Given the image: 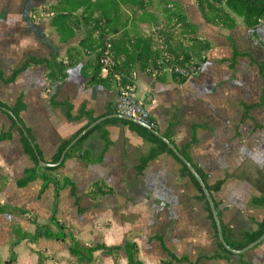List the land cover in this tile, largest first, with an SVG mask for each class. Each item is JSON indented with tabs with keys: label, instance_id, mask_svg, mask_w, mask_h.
Here are the masks:
<instances>
[{
	"label": "crops",
	"instance_id": "obj_1",
	"mask_svg": "<svg viewBox=\"0 0 264 264\" xmlns=\"http://www.w3.org/2000/svg\"><path fill=\"white\" fill-rule=\"evenodd\" d=\"M179 3L196 34L209 42L202 60L196 59V73L182 82L165 68L136 66L127 74L134 98L148 110L155 130L169 135L166 139L177 150L185 149L188 162L206 175L224 240L237 243L264 220V206L254 201L264 200V15L254 26L236 16L234 26L226 28L205 22L194 0ZM73 6L72 0L68 4L65 0H0V71L8 77L31 62L13 82L0 81V101L8 106L19 99L24 103L21 121L45 162L59 144L88 126L91 117L111 115L107 113L113 109L118 85L106 77L108 57L96 70V44L114 40L122 32L149 35L162 20L152 9L137 10L132 16L133 8L128 10L120 2L119 8L111 9L107 2L90 14ZM111 16L113 24L107 22ZM91 19L100 21L93 24ZM53 64L63 65L64 76L50 81L47 73ZM114 77L116 81L118 75ZM124 121L128 120L108 117L92 127L75 156L65 158L51 173L60 184L63 178L70 179L83 212L76 211L67 188L55 199L57 185L50 184L40 197V180L24 188L15 185L33 164L17 132L0 141V169L6 179L0 204L8 201L27 209L35 223L53 230L49 218L55 206L54 216L82 244L113 247L133 241L143 264L166 259L171 264H264V239L240 254L218 245L207 202L180 175V164L171 155L160 153L141 167L153 144ZM9 126V118L0 111V131ZM94 183L100 185L101 194L95 193ZM19 217L25 216L0 215V257L9 256L11 249L16 255V247L23 243L32 264H39L25 239L11 246L18 238L16 229L27 235L35 229V223ZM39 242L35 248L48 257L41 264L76 262L65 247ZM91 264H127L126 254L98 250Z\"/></svg>",
	"mask_w": 264,
	"mask_h": 264
},
{
	"label": "trees",
	"instance_id": "obj_2",
	"mask_svg": "<svg viewBox=\"0 0 264 264\" xmlns=\"http://www.w3.org/2000/svg\"><path fill=\"white\" fill-rule=\"evenodd\" d=\"M68 4L71 0H65ZM74 6L72 8H83V12H88L89 14L97 8V6L102 7V4L109 3L111 9L119 8V2L124 5H130L132 9V16L137 11L148 12L152 9L153 0H103V1H93V0H72ZM106 1V2H105ZM158 3L163 7L162 14L163 19L157 26L154 28V31L149 35H129L127 32H122L117 35L116 39L111 41H102L96 44L98 51L96 53L97 67L96 70H99L103 66V58L107 56L109 58V71L107 73V78H113V82H117V85L123 83H131L128 78V71L133 67H139L140 69L148 68L154 69L156 71L167 69L170 71L172 77L175 81L182 82L184 79L190 75L184 74L182 72H176L174 69L178 68L179 70H188L193 68V73L195 74L199 68L196 59L202 60L203 53L209 48V42L206 39L199 37L196 34L195 25L187 20V17L182 13V7L179 3V0H158ZM194 5L196 10L202 16L203 20L207 23H210L215 26H223L226 28H231L235 24V17L242 18L243 22L247 26H254L258 23L261 17L264 15V0H194ZM89 16L87 17V19ZM93 24H98L100 19H91ZM113 24L112 16L107 20V22ZM110 24V25H111ZM106 32H102V35H105ZM107 42H109V48L106 47ZM159 42V43H158ZM157 44V47L156 45ZM159 46V47H158ZM31 62H26L18 69L11 72L8 77H4L0 71V81L4 84L11 83L15 80L17 75L27 68ZM63 65L53 64L49 66V71L47 73V78L50 81L59 80L64 76L62 71ZM118 75V79L115 81L114 75ZM2 108H6L10 111L12 116L7 114ZM24 109V103L19 99L13 106H8L5 103L0 101V111L4 113L10 120V126L5 131H0V141L9 140L12 137L14 132H17L19 135L20 143L22 145L23 152L30 157L32 160V166L26 168L22 176H20L16 181L15 185L18 188H24L29 183L40 180L41 186L39 188L37 196L40 197L46 188L50 184L57 185L55 190L54 198L57 199L58 193L61 189L67 188L70 196L73 198L74 205L76 206V211L83 212L82 208H79V195L75 191L74 184L70 181L69 178H63L61 184L59 181L51 175L53 171L58 169L61 165L58 164L55 167H40L37 168V158L34 154L33 149L31 148L30 143L27 138L22 134L16 122L25 130L26 134L34 144V138L31 136L29 131L23 126V123L20 118V112ZM115 113L114 108L110 110L107 114ZM94 117L89 119V122H93ZM113 120V119H110ZM127 123L140 137L145 140L150 141L153 146L150 148L148 154L145 158L142 159V165L148 160L156 157L160 153H167L172 156V158L180 164V175L187 177L193 186L198 191V198L202 201H205V197L195 180L191 175L188 169L179 161V159L167 148V146L158 139L155 135L150 133L144 127L137 125L130 121H124ZM102 124V123H100ZM97 125L96 127L100 126ZM153 128L157 130L156 126L153 125ZM86 133L82 138H80L66 153L65 158L75 156V151L81 140L87 135ZM165 138L169 139V135H163ZM172 144L173 142L169 140ZM70 140H65L58 145L55 152L52 154L50 159L46 163H54L58 160L60 153L68 145ZM36 152L40 159L45 162L41 157L40 152L38 151L36 145H34ZM179 153L189 161V157L186 153V150L183 148L178 149ZM197 174L200 176L206 189L209 194L212 188L206 182V175L196 166H192ZM5 177L2 174L0 169V191L5 184ZM96 188V192L101 194L100 185L98 183L93 184ZM219 184L215 185L214 189H218ZM90 198H93L89 193ZM255 203L261 204L264 206L263 199H255ZM215 207V203H213ZM53 209L52 214L49 218V223L54 227V230L47 225L35 223L34 216L31 215L29 210L22 209L20 207L14 206L8 201L4 204H0V215L9 214H21L25 216L24 218L19 217L30 223H35L34 232L30 235L24 234L21 232V229L18 228L15 230V233L18 235V238L13 241L11 246L16 245L20 240H26L32 244L37 245L40 240L55 242L61 247H65L68 253L76 259V262L73 264H91L93 261V253L95 251L101 250L102 252L109 255H116V252L123 250L126 254L127 264H143L138 257V247L133 241H126L122 246H113L109 247L102 243H94L90 245H84L76 239V237L70 233V227H66L62 221H58L54 216L56 207ZM206 209L211 217L210 209L206 203ZM18 216V215H16ZM213 223V222H212ZM213 229L215 232V237H217L215 231V224L213 223ZM264 230V220L260 223L258 230L253 234L244 236L243 241L237 243H229L228 245L233 249H240L248 243L255 240ZM14 231V230H13ZM217 239V238H216ZM68 241L67 245L65 244ZM218 245L221 247L219 240L217 239ZM222 249V248H221ZM222 251H224L222 249ZM41 264L45 257L41 255L40 251L35 250ZM16 255L13 250H10V255L3 262L0 261V264H13L15 262ZM159 264H171L170 259L161 260Z\"/></svg>",
	"mask_w": 264,
	"mask_h": 264
},
{
	"label": "water",
	"instance_id": "obj_3",
	"mask_svg": "<svg viewBox=\"0 0 264 264\" xmlns=\"http://www.w3.org/2000/svg\"><path fill=\"white\" fill-rule=\"evenodd\" d=\"M7 114H9L10 116H12V114L10 113L9 110H7L6 108H2ZM108 117H118V118H122L125 120H128L130 122H133L137 125H140L142 127H144L145 129H147L150 133H152L153 135H155L158 139H160L169 150H171V152L179 159V161L188 169V171L191 173V175L195 178V180L197 181L204 197L205 200L207 202V205L210 209L213 221L215 223V228H216V233H217V237L222 245V247L230 253L233 254H240L243 253L245 251H247L248 249L256 246L258 243H260L263 239H264V230L263 232L260 234V236H258L255 240H253L252 242L248 243L247 245L243 246L240 249H233L231 248L224 240L223 234H222V230L220 227V222L217 216V212L216 209L213 205L211 196L208 192V190L206 189L204 182L202 181V179L200 178V176L197 174V172L194 170V168L192 167V165L179 153V151L177 150V148L166 138H164L162 135H160L153 127H150L148 124L143 123L141 121L135 120L133 118H129V117H125L122 115H119L117 113L108 115L106 117H101L98 118L96 120H94L93 122H91L88 126H86L82 131H80L73 139H71V141L68 143V145L63 149V151L60 153V156L58 158V160L54 163H46L44 161H42L40 159V157L38 156L36 149L34 147V144L32 143V141L30 140V138L28 137V135L26 134L25 130L22 128V126L20 125V123H18V121L13 118L16 122V125L18 126V128L20 129V131L22 132V134L27 138L28 142L31 145V148L34 151V154L37 158V168L40 167H55L58 164H60L65 157V153L88 131L90 130L92 127H94L95 125H97L98 123H100L101 121H103L104 119L108 118Z\"/></svg>",
	"mask_w": 264,
	"mask_h": 264
},
{
	"label": "built area",
	"instance_id": "obj_4",
	"mask_svg": "<svg viewBox=\"0 0 264 264\" xmlns=\"http://www.w3.org/2000/svg\"><path fill=\"white\" fill-rule=\"evenodd\" d=\"M109 47V45H108ZM104 62H107V56L103 58ZM176 72H182L192 76L193 68L186 70L174 69ZM134 88L131 83L119 84L116 92V97L114 100V110L115 113L133 118L135 120L141 121L153 127L154 121L150 118L149 112L144 106V104L134 98Z\"/></svg>",
	"mask_w": 264,
	"mask_h": 264
},
{
	"label": "rangeland",
	"instance_id": "obj_5",
	"mask_svg": "<svg viewBox=\"0 0 264 264\" xmlns=\"http://www.w3.org/2000/svg\"><path fill=\"white\" fill-rule=\"evenodd\" d=\"M152 10L155 12V11H157V13H158V16H159V18H162L163 19V14H162V6L160 5V3H158V0H153V5H152ZM126 9H128V10H131L132 9V7L130 6V5H126ZM153 23L154 24H156V22L153 20ZM150 32V31H149ZM144 34H146V32L144 33ZM159 43V42H158ZM156 45V47H157V44H155ZM159 47V46H158ZM41 241H44V240H41ZM30 243V242H29ZM40 242H38V244H39ZM31 245V247L34 249V250H38V249H36L35 247H36V245L35 244H32V243H30ZM34 245V246H33ZM17 246V245H16ZM16 249H17V253H16V258H17V255H20V258L17 260V262L15 263V264H32V262L33 261H30V257L29 256H26V254H27V252H25V250L24 249H27L26 247H24V244L22 243V244H20V245H18L17 247H16ZM30 251V249H28V252ZM40 251H42V250H40ZM32 258H33V260H36V256L35 255H30ZM8 258V256L7 257H4L3 259L0 257V261L1 262H3L5 259H7ZM45 258H48V257H45ZM51 261H53V260H51ZM53 263H55L54 261H53ZM71 264H73V263H71Z\"/></svg>",
	"mask_w": 264,
	"mask_h": 264
}]
</instances>
